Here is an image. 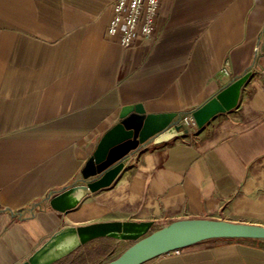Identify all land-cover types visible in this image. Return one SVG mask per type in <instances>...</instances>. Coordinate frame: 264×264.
Returning a JSON list of instances; mask_svg holds the SVG:
<instances>
[{
	"label": "crops",
	"instance_id": "obj_1",
	"mask_svg": "<svg viewBox=\"0 0 264 264\" xmlns=\"http://www.w3.org/2000/svg\"><path fill=\"white\" fill-rule=\"evenodd\" d=\"M113 2L0 0V264H20L65 224L264 226V0H159L151 38L128 49L106 34ZM246 72L234 108L141 146L73 209L49 207L123 106L183 116ZM142 264H264V238L208 239Z\"/></svg>",
	"mask_w": 264,
	"mask_h": 264
},
{
	"label": "water",
	"instance_id": "obj_2",
	"mask_svg": "<svg viewBox=\"0 0 264 264\" xmlns=\"http://www.w3.org/2000/svg\"><path fill=\"white\" fill-rule=\"evenodd\" d=\"M246 72L189 112L197 128L214 115L234 108ZM176 113L147 114L141 104L123 106L117 122L99 139L95 150L71 186L48 196L49 207L64 213L76 207L88 194L109 187L131 155L141 146L160 144L189 132ZM130 241L116 258L103 264H142L155 257L208 239L264 238V226L213 219L177 220L153 230L152 221L111 220L85 225L65 224L55 230L20 264H53L81 245L96 238Z\"/></svg>",
	"mask_w": 264,
	"mask_h": 264
},
{
	"label": "built area",
	"instance_id": "obj_3",
	"mask_svg": "<svg viewBox=\"0 0 264 264\" xmlns=\"http://www.w3.org/2000/svg\"><path fill=\"white\" fill-rule=\"evenodd\" d=\"M158 5L159 0H114L107 36L122 49L132 47L138 35L148 40L153 34ZM181 123L189 129L196 127L189 113L182 116Z\"/></svg>",
	"mask_w": 264,
	"mask_h": 264
},
{
	"label": "rangeland",
	"instance_id": "obj_4",
	"mask_svg": "<svg viewBox=\"0 0 264 264\" xmlns=\"http://www.w3.org/2000/svg\"><path fill=\"white\" fill-rule=\"evenodd\" d=\"M119 215L122 217H126L131 215V213L125 211L123 213H120ZM110 216L111 214H109L107 217L104 218L107 219ZM155 229H158V227L153 228V230ZM100 238H104V237H100ZM111 239L107 240L108 243H105L104 245L94 246V247H91V244H93V242L89 243L91 242L89 241L81 245L79 248L74 250L68 256L61 259V261L59 260L60 261L59 264H103L116 258L118 254L125 247H128V245H130V243H121V242L116 243L117 245L115 244L111 245L112 244Z\"/></svg>",
	"mask_w": 264,
	"mask_h": 264
}]
</instances>
